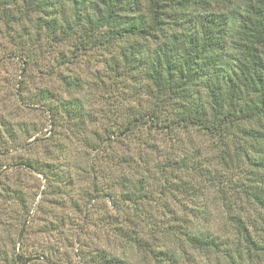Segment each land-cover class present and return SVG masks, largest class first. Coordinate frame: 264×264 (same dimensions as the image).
I'll return each instance as SVG.
<instances>
[{
	"label": "rangeland",
	"instance_id": "374dc122",
	"mask_svg": "<svg viewBox=\"0 0 264 264\" xmlns=\"http://www.w3.org/2000/svg\"><path fill=\"white\" fill-rule=\"evenodd\" d=\"M244 3L246 0H206L182 19L196 13L222 14L227 36L232 35L237 26L231 19L243 13ZM60 7L33 12L20 0H0V264H16L10 259L14 251L23 262L19 264H92L91 254L98 251L127 264H160L117 235L119 229L141 235L155 233L157 227L183 225L194 204L204 206L214 218L199 227L219 236L229 251H197L177 234L180 239H166L165 246L180 254L181 264H248L230 251L245 247L234 235L224 209H243L252 239L264 242V226L255 215L261 211L254 212L250 202L238 194L240 186L251 185L254 175L264 178V171L241 156H264V121L242 125L263 136L257 141L234 129L220 140L195 128L167 133L149 122L135 126V137L127 138V114L149 104L141 96L143 83L139 76L133 80L122 76L120 67H113L110 59L117 57L116 46L77 50L74 40H49V18L72 12L68 2ZM4 15L12 16L9 22L1 19ZM167 30L172 32L173 28ZM233 41L227 37V51H232ZM46 93L54 104L80 101L81 120L49 110L41 99ZM183 155L204 164L203 170L174 173L186 182L187 189L161 196L165 201L162 215L160 206L152 202L146 209L155 220L130 218V207L124 213L115 210L118 188L114 183L121 174L137 170L144 180L146 175L148 190L155 197L161 189L154 168L157 162L163 164L167 158ZM237 155L238 161H229ZM107 156L124 160L123 166L106 163ZM144 159L155 161L144 163ZM25 161L66 168V173L59 180L48 174L45 179L21 167ZM109 192L112 201L106 198ZM154 235L156 240L151 243L150 238L148 244L157 251L163 244L159 234ZM224 255L234 256L229 260Z\"/></svg>",
	"mask_w": 264,
	"mask_h": 264
},
{
	"label": "trees",
	"instance_id": "16d2710c",
	"mask_svg": "<svg viewBox=\"0 0 264 264\" xmlns=\"http://www.w3.org/2000/svg\"><path fill=\"white\" fill-rule=\"evenodd\" d=\"M20 2L33 12H43L57 6L55 10H58L61 9V3L68 2L72 12L68 16L59 13L50 17L52 30L46 27L49 30V40L55 43H70L74 40L72 45H75L77 50H84L89 46H116L117 57L110 59L111 64L121 68L122 76L131 77L133 80L136 79L135 76H139V81L143 83L141 96L149 100L147 107H139L135 112L127 114L129 117L124 129L127 138L135 137V126L137 128L149 122L153 127H160L167 133L195 128L224 140L234 129L239 130L249 140L263 139L259 132L242 125L264 121V0H246L243 4L245 9H240L244 14L238 13L231 19L237 27L236 31L228 36L225 30L226 19L222 14L196 13L183 21L182 17L187 16L192 8H201L206 4V0ZM24 16L26 15L22 17ZM11 17L4 15L1 19L9 22ZM36 23L39 26V20ZM169 26L173 28L172 32L167 30ZM227 37L234 40L232 51L225 49ZM73 86H77L75 81ZM201 89L203 93L200 92ZM41 99L43 104L49 110H55L56 114L62 112L71 119L81 120L83 107L80 101H61L54 104L50 101V93L43 94ZM99 150H104V147ZM241 156L251 166L264 171V156L257 159H249L244 153ZM238 157H229V161H238ZM104 160L116 168L117 164L123 166L124 162L114 160L112 156H107ZM154 161L143 160L144 163ZM196 161L183 155L180 158H167L163 164L157 162V167L154 168L158 171L161 189L155 197L148 190L146 175L144 180L137 170L133 171V174L128 171L130 175L121 174L114 183L118 192L115 194L111 189L114 197H117L113 200V207L122 213L130 207V218L155 220V216L147 213V205L150 202L157 204L161 208L159 214L162 215L165 201L161 200V196H172L174 192L184 193L187 189L186 182L178 179L174 173H196L203 170L201 165L204 164ZM20 166L42 175L45 179L49 175L59 180L66 173V168L39 162L25 161L20 163ZM258 176L254 175V178L250 179L251 185L240 186L242 189L238 194L240 198L250 202L254 212L257 209L261 211L255 212V215L261 218L264 226V178ZM112 193L106 195L109 201H112ZM193 208L191 212L186 213L183 225H167L159 229L158 225L152 224V227H157V230L153 229L155 233L141 232L139 235V232H136L132 235L119 229L117 235L126 237L132 245L150 254L160 264H181L180 254L165 246L166 239H180L177 234L182 236V240L190 248L197 251H229L219 236L213 235L209 229L199 227L201 222L209 224L214 220L212 216L209 217L211 213L201 204H194ZM226 208L225 218L231 224L234 235L242 240L245 247L230 251L237 254L242 263L264 262V242L252 239L248 225L246 226V212L240 208ZM149 234L153 235L149 237ZM154 234H159V240H162L163 244L157 251L148 244L150 238L151 243L156 240ZM14 254L15 251L10 261L23 263ZM91 255L92 264H127L101 251ZM224 256L232 260L234 255Z\"/></svg>",
	"mask_w": 264,
	"mask_h": 264
}]
</instances>
